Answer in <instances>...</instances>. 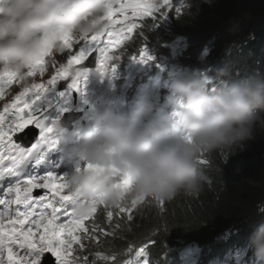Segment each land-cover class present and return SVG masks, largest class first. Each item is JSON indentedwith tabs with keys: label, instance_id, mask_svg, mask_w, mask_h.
<instances>
[{
	"label": "clouds",
	"instance_id": "obj_1",
	"mask_svg": "<svg viewBox=\"0 0 264 264\" xmlns=\"http://www.w3.org/2000/svg\"><path fill=\"white\" fill-rule=\"evenodd\" d=\"M177 1L171 2V9L165 13L176 12L177 7L179 14L190 12L189 7L200 9L195 0ZM110 3L111 0H0V71L23 76L49 50L59 51L60 29L70 30L76 38L99 34L107 26L102 17ZM152 3L159 6L160 0ZM194 13L187 16L188 20ZM188 20L164 26L167 31L162 39L144 36L148 34L145 30L132 34L130 41L151 45L148 54L153 60L147 63L146 74L157 90L153 101L145 99L136 106L117 107V111L107 104L98 105L86 126L73 128L68 121L60 122L69 115L64 113L56 122L53 135L68 132L77 138L57 160L66 154L70 157L53 171L64 177L74 194V214L92 215L90 202L94 198L113 208L114 213L111 222L103 211L95 216L100 219L94 224L112 234L105 236L98 230L93 233L98 242L84 239L82 249L75 246V255L80 258L105 264L96 257L100 252L115 254V263L125 264L130 260L129 248L147 244L148 254L156 251L159 256L166 245L177 242L186 250L214 245V253L202 254L211 257L210 264H220L216 255L221 250H227L229 257L235 256L223 264H264V193L244 216L226 226L203 221L200 237L188 230L177 232L170 223L171 210L180 202L172 205L181 198L212 211L220 210V205L225 207L222 202L211 208V200L220 199V189L229 188L232 194V186L252 185L254 181L244 176L243 168L264 160V146L255 139L256 134L264 133V22L255 26L254 22L241 20L200 36L198 30L181 29ZM160 46L177 51L161 54L157 51ZM165 62L168 65L163 66ZM31 83L25 77L22 86L29 87ZM85 85L80 80L69 89L66 99H80L77 89ZM31 135L39 139V134ZM56 147L65 148L64 140H57ZM202 155L206 164L199 163ZM87 163L101 167L88 170ZM125 177L134 182L127 194L118 187ZM45 191L34 189L33 196L39 197ZM142 198L144 203H139ZM156 200L165 203L158 206ZM133 201L137 205L131 221L126 214L116 215L117 206L130 207ZM146 208L154 210L148 213ZM155 218L158 226L153 225ZM92 224L86 222V226ZM220 235L221 241L215 242ZM20 252L23 254V250ZM41 264L57 262L45 253ZM185 264L208 263L200 257L191 262L190 257Z\"/></svg>",
	"mask_w": 264,
	"mask_h": 264
},
{
	"label": "snow or ice",
	"instance_id": "obj_2",
	"mask_svg": "<svg viewBox=\"0 0 264 264\" xmlns=\"http://www.w3.org/2000/svg\"><path fill=\"white\" fill-rule=\"evenodd\" d=\"M163 7L171 9V0H160L159 6H155L152 0H111L105 16L102 17L107 21V26L99 34L76 38L70 30L60 29L62 47L59 51L49 50L45 58L29 66L23 76L10 70L0 71V99L14 84L21 88L12 102L5 103L3 111H0V264H41L45 253L55 257L57 264H95V261L90 262L86 257L76 256L75 246L82 249L84 239H94L98 242V236L93 235L98 230L105 236L112 234L94 223L89 228L86 222L93 221L101 207L106 210L107 220L111 222L113 208L94 198L90 202L93 214L77 216L72 210L74 194L64 182V177L44 169H39L44 175L39 174L36 166L57 146V141L52 138L56 121L49 120L42 109L35 110L32 105L58 81L69 77L74 79L79 68L74 66L90 60L95 53L99 54L95 57L98 70L102 73L110 70L113 67L110 62L119 59L116 50L132 38L133 31L140 26L138 22L146 17L155 20V13ZM176 12L179 14V7ZM162 16L166 19L167 13H162ZM74 46L77 48L75 52L72 51ZM56 52L66 53L67 62L56 66ZM50 57L51 60L48 59ZM138 59L148 63L153 57L148 54L147 48H142ZM50 64L54 66L51 78L46 82H36L35 78L42 77ZM25 77L32 81L29 87L22 86ZM72 87L75 88L76 84L73 83ZM32 124L39 129V139L32 143L31 147H22L20 143L13 141L14 133L23 131ZM199 163H207L204 155ZM100 167L91 163L85 165L88 170ZM133 183L131 177H125L119 181L118 187L127 194L131 191ZM34 189L46 191L43 195L34 197ZM144 200L142 198L139 203ZM156 202L160 206L165 203L163 200ZM13 205L16 206L14 210ZM136 205V201H133L130 207L117 206L116 215L126 214L127 219L131 221ZM19 250H23V254ZM129 251L132 249L129 248ZM135 256L137 259L134 262L129 260L125 264H149L147 244L139 247ZM96 257L105 261V264L116 262L115 254L108 256L97 252Z\"/></svg>",
	"mask_w": 264,
	"mask_h": 264
},
{
	"label": "trees",
	"instance_id": "obj_3",
	"mask_svg": "<svg viewBox=\"0 0 264 264\" xmlns=\"http://www.w3.org/2000/svg\"><path fill=\"white\" fill-rule=\"evenodd\" d=\"M195 2L200 9L193 7L192 12L195 13L189 20L187 19V24L181 26V29L198 30L200 36L207 35L217 28L226 29L241 20L254 22L255 26L264 22V0H195ZM166 9L167 7H163L156 12L155 20L147 17L148 23L154 30L158 33L163 32L161 36L156 34L160 39L165 37L167 31L164 26L178 21L177 12H167L168 17L164 19L162 13H165ZM181 21L184 22V19ZM261 56L264 58V49L261 51ZM255 139H259L264 146V133L256 134ZM243 174L246 178H252L254 183L232 186L234 188L232 194L228 191L229 188L220 189V199L217 200L218 197H215L211 200V208H217L222 202L226 208L220 205V210L212 211L208 207H198V203L194 201H183V198L174 203L172 206L180 202V205L174 207L170 213V223L173 229L177 232L188 230L200 237L203 235V221L223 227L231 220L244 216L252 204L264 193V160L257 161L249 167L244 166ZM158 223V219L155 218L153 225L158 226ZM128 232L129 230H126L125 235Z\"/></svg>",
	"mask_w": 264,
	"mask_h": 264
},
{
	"label": "bare ground",
	"instance_id": "obj_4",
	"mask_svg": "<svg viewBox=\"0 0 264 264\" xmlns=\"http://www.w3.org/2000/svg\"><path fill=\"white\" fill-rule=\"evenodd\" d=\"M171 2H178V1H177V0H171ZM192 9H193V7H189V10H188V11H190V12H183V13L179 14V15H178V20L181 21V20L184 19V22H185V21L188 19L187 16L190 15V14L192 13ZM138 23H139L140 26L138 27V31H137V32H139V31H144V30H145V31H148V34H145L144 36H157L156 34H159V33H158L156 30H154V29L151 27V25L148 23L147 17L144 18L143 21H139ZM132 34H134V33H132ZM127 43H128V42H126V43L123 45V47H125V46L127 45ZM203 58H204V56H203ZM94 77H95V76H94ZM86 80H87V81H93V78H92V77H87ZM3 107H4V106L2 105V102L0 101V109H3ZM52 115H53V117H52L51 119H49L50 116H52ZM46 117H47L49 120H55V121L57 122L61 117H63V112H61V111H52V112H51L50 114H48ZM76 142H77V138L70 139V140L68 141V143H67L65 149H64L63 154L66 153V152L70 149V146H71V145H74ZM63 154H62V155H63ZM69 157H70V155H67L64 159L66 160V159L69 158ZM61 159H62V158H61ZM61 159H59V160H61ZM71 160H72V159H70L69 161H67V163H69ZM55 162H56V161H55ZM46 165H51V166H52V161H51L50 163H48V164L46 163ZM60 169H62V168H60ZM143 203H144V202H143ZM158 206H160V205H158ZM150 209H153V208H146V211H147L148 213H150ZM153 210H154V209H153ZM102 211L106 213V210H105L103 207H101V208L98 210V212H97L96 215L100 214ZM133 212H134V211H133ZM157 214H158V213H157ZM98 219H100V218L94 219L92 222H93V223H96V221H97ZM138 219H139V217H138ZM88 227L91 228V226H88ZM227 254H228V251H227V250H221L220 252L217 253L216 257L219 259L220 264L225 263L227 260H228V262H229L231 258L235 257V256H230V257H229V255H227ZM122 263H123V262H117V263H115V264H122Z\"/></svg>",
	"mask_w": 264,
	"mask_h": 264
}]
</instances>
